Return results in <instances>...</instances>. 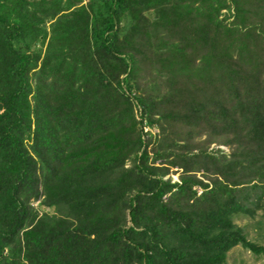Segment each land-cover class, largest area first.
Segmentation results:
<instances>
[{"label":"trees","instance_id":"obj_1","mask_svg":"<svg viewBox=\"0 0 264 264\" xmlns=\"http://www.w3.org/2000/svg\"><path fill=\"white\" fill-rule=\"evenodd\" d=\"M83 1L0 0V264L264 253V0Z\"/></svg>","mask_w":264,"mask_h":264},{"label":"rangeland","instance_id":"obj_2","mask_svg":"<svg viewBox=\"0 0 264 264\" xmlns=\"http://www.w3.org/2000/svg\"><path fill=\"white\" fill-rule=\"evenodd\" d=\"M86 3L87 0H84L83 4ZM146 131H148V128H145ZM153 132L157 131L153 130ZM218 148L226 154L230 152V149L224 145L219 147L216 145L212 146V149ZM172 178L173 181H178V175H174ZM34 205L37 206V204ZM48 212L53 213V210H49ZM235 222L245 229L249 240L264 248V214L262 212H258L255 218L237 217L235 218ZM227 264H264V253L255 255L241 246H237L228 253Z\"/></svg>","mask_w":264,"mask_h":264}]
</instances>
